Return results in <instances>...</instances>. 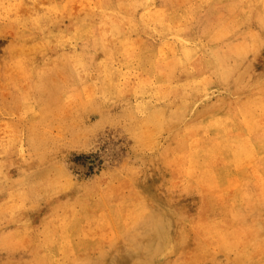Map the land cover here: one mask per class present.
<instances>
[{"label":"rangeland","instance_id":"rangeland-1","mask_svg":"<svg viewBox=\"0 0 264 264\" xmlns=\"http://www.w3.org/2000/svg\"><path fill=\"white\" fill-rule=\"evenodd\" d=\"M0 264H264V0H0Z\"/></svg>","mask_w":264,"mask_h":264}]
</instances>
